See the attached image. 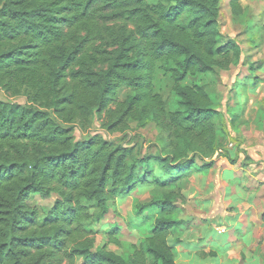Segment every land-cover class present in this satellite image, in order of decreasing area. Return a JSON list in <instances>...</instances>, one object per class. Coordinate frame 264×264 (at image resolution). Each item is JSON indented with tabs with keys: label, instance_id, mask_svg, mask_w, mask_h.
<instances>
[{
	"label": "trees",
	"instance_id": "1",
	"mask_svg": "<svg viewBox=\"0 0 264 264\" xmlns=\"http://www.w3.org/2000/svg\"><path fill=\"white\" fill-rule=\"evenodd\" d=\"M220 1L0 0V90L26 100L0 99V264H175L182 182L221 150L220 112L192 79L242 58ZM95 120L106 135L153 123L163 147L141 157L100 134L77 140ZM144 187L155 196L134 212L157 213L148 235L126 256L107 248L117 227L98 246L94 226ZM35 197L54 203L41 213Z\"/></svg>",
	"mask_w": 264,
	"mask_h": 264
},
{
	"label": "rangeland",
	"instance_id": "2",
	"mask_svg": "<svg viewBox=\"0 0 264 264\" xmlns=\"http://www.w3.org/2000/svg\"><path fill=\"white\" fill-rule=\"evenodd\" d=\"M240 4L243 9L240 16L233 15L230 0H221L219 4V29L226 41L235 40L242 49L240 63L227 71L217 69L202 81L192 79L196 83H208L215 106L220 112L217 123L218 140L221 144V150L213 158L218 165L217 170L212 168L216 175L210 170L205 175L194 173L193 177L220 176L218 169L222 171L230 163L235 166L236 181H249L252 184L250 187L255 189L264 179V0H240ZM127 93V90H122L119 99L123 100ZM0 99L10 103H26L25 98L9 97L2 90ZM96 134L118 144L135 147L141 157L157 155L163 147L162 137L153 123L144 128L132 123L131 130L127 133L106 135L95 120L88 133L75 131L77 140ZM231 177L234 174L230 176L227 172L224 175L225 180H230ZM155 192L153 187H144L131 196L117 199L111 205L107 217L94 226L97 245L106 244V233L117 227L120 230L116 236L118 242L108 244V250L123 256L131 254L132 246L148 235L152 221L157 216L155 211L136 216L134 208L137 204L150 202ZM53 203V198L41 200L35 197L31 200V204L41 213L48 212ZM180 205L186 206V199L183 204L179 203V207ZM190 224L187 223L185 228L192 226L194 229H187L188 235H207V223L204 222V226Z\"/></svg>",
	"mask_w": 264,
	"mask_h": 264
},
{
	"label": "crops",
	"instance_id": "3",
	"mask_svg": "<svg viewBox=\"0 0 264 264\" xmlns=\"http://www.w3.org/2000/svg\"><path fill=\"white\" fill-rule=\"evenodd\" d=\"M227 172L234 177L225 180ZM235 172L229 163L218 169L220 176L183 180L186 206L180 205L181 226L171 238L175 264H264V179L254 189L249 181H236ZM204 222L209 235L187 234L194 229L187 223Z\"/></svg>",
	"mask_w": 264,
	"mask_h": 264
}]
</instances>
